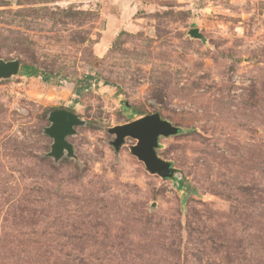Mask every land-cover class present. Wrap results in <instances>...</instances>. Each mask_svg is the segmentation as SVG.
Masks as SVG:
<instances>
[{"label":"rangeland","instance_id":"1","mask_svg":"<svg viewBox=\"0 0 264 264\" xmlns=\"http://www.w3.org/2000/svg\"><path fill=\"white\" fill-rule=\"evenodd\" d=\"M0 58L49 76L0 80V264H264V0H0ZM153 113L172 179L112 146Z\"/></svg>","mask_w":264,"mask_h":264},{"label":"water","instance_id":"2","mask_svg":"<svg viewBox=\"0 0 264 264\" xmlns=\"http://www.w3.org/2000/svg\"><path fill=\"white\" fill-rule=\"evenodd\" d=\"M189 35L205 41L199 28L191 29ZM20 69L21 62L18 59L8 61L0 58V80L17 76ZM48 120L50 126L45 129V134L53 140L48 156L56 162L64 156L76 159L74 146L68 138L75 135L76 127L85 125V121L77 114L65 109L53 110ZM181 131V127L164 119L159 113L149 114L109 129V132L115 136L112 146L116 150L122 147L127 138L135 140L136 144L131 148L132 154L144 163L149 173L163 179H172L176 169L170 161L159 157L157 150L160 147V139L179 135Z\"/></svg>","mask_w":264,"mask_h":264},{"label":"trees","instance_id":"3","mask_svg":"<svg viewBox=\"0 0 264 264\" xmlns=\"http://www.w3.org/2000/svg\"><path fill=\"white\" fill-rule=\"evenodd\" d=\"M20 71L24 76L43 77L45 81H49L48 74L41 73L39 68L35 65H24L21 67ZM93 81H94V76L92 75H87L81 80H79L76 84L75 94L77 96H81L85 90L91 87Z\"/></svg>","mask_w":264,"mask_h":264}]
</instances>
